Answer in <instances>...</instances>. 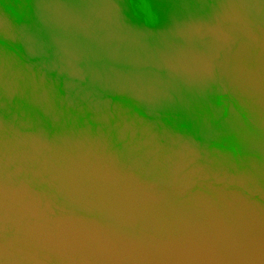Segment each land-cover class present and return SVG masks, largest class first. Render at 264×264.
I'll return each instance as SVG.
<instances>
[{"label": "water", "instance_id": "obj_1", "mask_svg": "<svg viewBox=\"0 0 264 264\" xmlns=\"http://www.w3.org/2000/svg\"><path fill=\"white\" fill-rule=\"evenodd\" d=\"M0 264H264V0H0Z\"/></svg>", "mask_w": 264, "mask_h": 264}]
</instances>
